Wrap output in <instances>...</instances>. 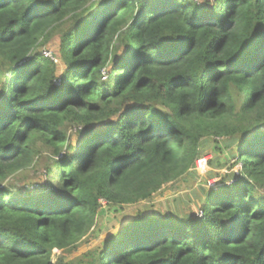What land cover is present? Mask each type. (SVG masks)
Here are the masks:
<instances>
[{"label":"trees","instance_id":"obj_1","mask_svg":"<svg viewBox=\"0 0 264 264\" xmlns=\"http://www.w3.org/2000/svg\"><path fill=\"white\" fill-rule=\"evenodd\" d=\"M207 143L220 181L145 210ZM0 264H264V0H0Z\"/></svg>","mask_w":264,"mask_h":264},{"label":"rangeland","instance_id":"obj_2","mask_svg":"<svg viewBox=\"0 0 264 264\" xmlns=\"http://www.w3.org/2000/svg\"><path fill=\"white\" fill-rule=\"evenodd\" d=\"M199 2L200 0H195ZM44 54L48 56H58V38H54L51 40L45 47L42 49ZM56 56V57H57ZM213 147L210 143L206 144V149L204 151L203 158L197 163L193 173L194 175L189 177L186 181L177 182L172 187L171 191H165L161 195H156L152 201L148 204L145 203L141 205L145 210H156L159 212L170 211L171 209L179 205L180 202L187 199V196L190 194L191 189H198L199 186L210 187V185H214L219 182L221 179V175H223L230 165L225 166L221 170L216 167H211L208 165V161L213 159L215 163L224 164L228 160L229 151L223 150L221 153L219 151L213 150ZM233 160L230 162V164ZM237 171L236 168L232 169V172ZM13 179V178H12ZM45 177L44 170V155H40L35 158L33 164L26 168L20 175H16L14 177V181L16 184H24V185H32L36 190L37 186H47V188L56 185L57 179L50 178L49 181ZM214 187V186H211ZM181 210L190 209L188 206L182 207ZM125 211L130 215L134 214V210ZM195 212L200 215L198 211ZM126 213H119L118 211H106L105 206L103 205V209L100 212V216L97 221V226L93 231L88 233L83 241H81L78 245V248L67 258L70 260L80 258L87 251L95 249L103 244V242L110 236L113 235L118 229V221L122 219L126 215ZM129 219V218H128ZM87 241V242H85ZM85 242V243H84Z\"/></svg>","mask_w":264,"mask_h":264}]
</instances>
